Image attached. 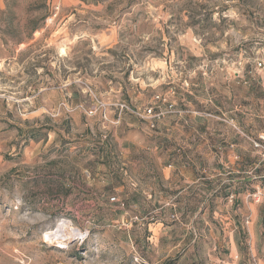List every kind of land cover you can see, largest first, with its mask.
I'll return each mask as SVG.
<instances>
[{
  "label": "rangeland",
  "instance_id": "1",
  "mask_svg": "<svg viewBox=\"0 0 264 264\" xmlns=\"http://www.w3.org/2000/svg\"><path fill=\"white\" fill-rule=\"evenodd\" d=\"M257 59L264 0H0V264H264Z\"/></svg>",
  "mask_w": 264,
  "mask_h": 264
},
{
  "label": "built area",
  "instance_id": "2",
  "mask_svg": "<svg viewBox=\"0 0 264 264\" xmlns=\"http://www.w3.org/2000/svg\"><path fill=\"white\" fill-rule=\"evenodd\" d=\"M255 65L257 68L263 67V65H264L263 60L257 59L255 62ZM155 99L158 101H163V102L165 101V98H160V96H157ZM170 107H172V106H170ZM157 108L156 107H149V108L144 109L142 112H140L139 110H133L131 112L139 118H147L151 121H155V120H159L163 116L161 111L155 112V110ZM120 109L128 110V107L126 105H120ZM230 123H232V121H230ZM153 127H154V125L151 123L150 128H153ZM233 127L236 128L234 125H233ZM250 141H251L255 151L257 152L259 159L262 162H264V135L260 134L259 136H257L256 139H250ZM110 200L114 201L115 199L111 198Z\"/></svg>",
  "mask_w": 264,
  "mask_h": 264
},
{
  "label": "crops",
  "instance_id": "3",
  "mask_svg": "<svg viewBox=\"0 0 264 264\" xmlns=\"http://www.w3.org/2000/svg\"><path fill=\"white\" fill-rule=\"evenodd\" d=\"M175 171H176L175 172L176 174L178 173V174L182 175L183 177H184V173L186 174L187 177H193L192 172H188V171L184 172L183 170L180 171L179 169H176ZM170 172H171V170H167V169H166V172L161 171V176L167 177L169 175V178H170L172 176Z\"/></svg>",
  "mask_w": 264,
  "mask_h": 264
},
{
  "label": "bare ground",
  "instance_id": "4",
  "mask_svg": "<svg viewBox=\"0 0 264 264\" xmlns=\"http://www.w3.org/2000/svg\"><path fill=\"white\" fill-rule=\"evenodd\" d=\"M62 227H63V225H61L60 228L58 227V228H57V229H58L57 231H55V232L52 231V232H50V233H47L46 235H47V236H50V237H51V240H52V239H56V240H58V238H57V234L60 232V230H61ZM66 229H67V228H66Z\"/></svg>",
  "mask_w": 264,
  "mask_h": 264
},
{
  "label": "trees",
  "instance_id": "5",
  "mask_svg": "<svg viewBox=\"0 0 264 264\" xmlns=\"http://www.w3.org/2000/svg\"><path fill=\"white\" fill-rule=\"evenodd\" d=\"M81 1H83V0H81ZM93 1H100V0H93ZM174 216V215H173Z\"/></svg>",
  "mask_w": 264,
  "mask_h": 264
}]
</instances>
